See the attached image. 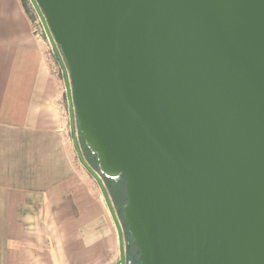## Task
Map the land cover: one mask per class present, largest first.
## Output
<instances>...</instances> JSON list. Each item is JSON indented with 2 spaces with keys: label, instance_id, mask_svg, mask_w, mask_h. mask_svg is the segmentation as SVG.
<instances>
[{
  "label": "water",
  "instance_id": "1",
  "mask_svg": "<svg viewBox=\"0 0 264 264\" xmlns=\"http://www.w3.org/2000/svg\"><path fill=\"white\" fill-rule=\"evenodd\" d=\"M30 2L139 264H264V0Z\"/></svg>",
  "mask_w": 264,
  "mask_h": 264
},
{
  "label": "crops",
  "instance_id": "2",
  "mask_svg": "<svg viewBox=\"0 0 264 264\" xmlns=\"http://www.w3.org/2000/svg\"><path fill=\"white\" fill-rule=\"evenodd\" d=\"M47 56L21 0H0V264H116Z\"/></svg>",
  "mask_w": 264,
  "mask_h": 264
},
{
  "label": "rangeland",
  "instance_id": "3",
  "mask_svg": "<svg viewBox=\"0 0 264 264\" xmlns=\"http://www.w3.org/2000/svg\"><path fill=\"white\" fill-rule=\"evenodd\" d=\"M21 2L23 4V8H24L25 12L27 13V15L29 16V18L31 20L32 26L34 28L38 29L39 23H41V22L39 20L38 14L36 13L35 9L33 8L32 4H31L30 0H21ZM41 25H43V24H41ZM44 30H45V28H44ZM45 35L47 36L46 33H45ZM44 40H45V43L43 44V46L47 50V54H48L47 57H48L54 78L60 86V90L62 93V107L64 109V114L68 118L69 110H68V99H67L66 84L69 85V83H66V81L64 79L62 64L60 63L59 59L57 58V55L55 54L54 49L52 48L51 43L49 42L48 36L46 39L44 38ZM63 66L65 67L64 63H63ZM69 123H70L71 134L74 137L75 143H77V148L79 149V151L81 153L83 161L100 178L101 183L103 185V188H104V190L107 194V197L109 199V202L112 206V209L114 210L115 215L119 221L120 227L122 229V240H123V247H124V254H125V261H126L125 264H127V263L139 264V262H138L139 252L133 243V238L130 236V234L127 231V226H126L125 221H124L123 206L127 202L125 185L122 181L114 182L111 180H109V181L105 180L104 178H102L98 174L97 162H96L95 156L91 155L90 152L88 151V149L85 148L84 142H83V136H82V134H80V132L77 128L76 121L74 119L71 120L70 115H69L68 125H69ZM78 162L84 168V166L82 165L80 160ZM85 172L87 173L89 178H91L93 180L92 181L90 179V181H92L94 193L101 198L102 202L104 203V205L107 208V203H106V201L102 195V191H101V188L99 187L98 183L95 181V179L86 170H85ZM89 178H88V180H89ZM123 224H125V229H124ZM115 231L117 234V241H118V233H117L116 227H115Z\"/></svg>",
  "mask_w": 264,
  "mask_h": 264
},
{
  "label": "built area",
  "instance_id": "4",
  "mask_svg": "<svg viewBox=\"0 0 264 264\" xmlns=\"http://www.w3.org/2000/svg\"><path fill=\"white\" fill-rule=\"evenodd\" d=\"M39 20H40V18H39ZM40 22H41V20H40ZM41 24H42V22L39 23L38 29L34 28L32 26V23H31V27H32V33H33L34 37L43 45L45 43L44 38L46 39L47 36L45 35L46 32L44 30V26Z\"/></svg>",
  "mask_w": 264,
  "mask_h": 264
},
{
  "label": "trees",
  "instance_id": "5",
  "mask_svg": "<svg viewBox=\"0 0 264 264\" xmlns=\"http://www.w3.org/2000/svg\"><path fill=\"white\" fill-rule=\"evenodd\" d=\"M26 9V8H25ZM105 180H107V179H105ZM109 181V180H108ZM122 182L124 183V185H125V180L122 178ZM127 200V199H126ZM123 226H124V229H125V224H123Z\"/></svg>",
  "mask_w": 264,
  "mask_h": 264
},
{
  "label": "flooded vegetation",
  "instance_id": "6",
  "mask_svg": "<svg viewBox=\"0 0 264 264\" xmlns=\"http://www.w3.org/2000/svg\"><path fill=\"white\" fill-rule=\"evenodd\" d=\"M119 181H122V178H120V179L118 180V182H119Z\"/></svg>",
  "mask_w": 264,
  "mask_h": 264
}]
</instances>
